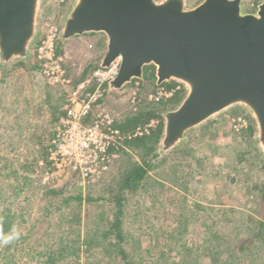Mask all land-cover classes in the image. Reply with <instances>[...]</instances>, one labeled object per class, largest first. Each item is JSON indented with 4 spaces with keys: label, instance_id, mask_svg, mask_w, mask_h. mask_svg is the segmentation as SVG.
<instances>
[{
    "label": "rangeland",
    "instance_id": "obj_1",
    "mask_svg": "<svg viewBox=\"0 0 264 264\" xmlns=\"http://www.w3.org/2000/svg\"><path fill=\"white\" fill-rule=\"evenodd\" d=\"M201 1L186 0V5L192 8ZM262 1L243 0L242 9L254 13ZM72 2L43 0L38 30L46 24L60 26ZM86 36L85 40L60 42L70 83L88 66L100 64L106 52L102 35ZM29 61L25 68L15 69V63L7 69L0 68V80L6 82L4 86L0 84V117L8 110L16 112L0 118V167L5 165V170L16 173L0 177V213L9 210L14 215L17 237L14 247L7 251L5 244H0L1 256L8 255L7 259L15 264H31L32 255L42 261L43 254L58 252L68 244L74 254L59 264H85V256L87 264H120L118 248L107 247L108 242L102 237L119 216L126 236L121 247L133 264H264V229L258 233L255 225L264 220V200L253 190L264 184V159L256 146L255 128L247 112L240 108L224 112L191 132L181 147L158 156L155 167L137 189L124 194L118 214L111 198L118 193L119 180L127 168L124 153L107 175L85 187L71 183L63 194L52 196L49 188L40 183L35 172L41 160L37 158L40 147L36 143L48 138V132L58 127L61 117L54 127L36 131L34 127H16L22 119L15 117L25 106L32 109L40 105L36 97L45 88L55 93L54 100L63 96L66 99L70 89L47 86L38 72L30 71L31 55ZM146 73V80L132 82L120 92L110 93L104 101L116 121L152 106L163 110L161 114L174 108L172 102L152 104L148 100L155 90V76L149 78L154 74L151 68ZM134 91L132 104L129 97ZM161 114L154 119L162 121ZM238 117L247 120V128L236 132L232 121ZM128 150L125 153L137 162V154ZM70 196L82 201L65 203ZM45 210L50 211L47 217ZM59 215L66 217L67 224L56 223L54 217ZM91 237L101 241L107 252L98 255L99 261L91 254L96 251L95 246L88 252L79 248L83 239ZM109 240L116 243L114 236ZM24 246L31 251L28 253ZM240 246L243 251H238ZM5 261L0 257V264Z\"/></svg>",
    "mask_w": 264,
    "mask_h": 264
},
{
    "label": "water",
    "instance_id": "obj_2",
    "mask_svg": "<svg viewBox=\"0 0 264 264\" xmlns=\"http://www.w3.org/2000/svg\"><path fill=\"white\" fill-rule=\"evenodd\" d=\"M43 0H0V68L29 61L39 36ZM243 0H73L59 41L102 35L101 67L120 62L110 92L142 81L154 68L156 87L184 86L179 103L161 114L156 155L186 143L191 132L231 109L248 113L264 159V1L254 13Z\"/></svg>",
    "mask_w": 264,
    "mask_h": 264
},
{
    "label": "built area",
    "instance_id": "obj_3",
    "mask_svg": "<svg viewBox=\"0 0 264 264\" xmlns=\"http://www.w3.org/2000/svg\"><path fill=\"white\" fill-rule=\"evenodd\" d=\"M59 28L57 24H46L39 29L31 57L47 86L65 88L70 85V79L62 56L56 54ZM119 68V60L107 68L99 65L85 80L68 91L64 115L47 144L45 157L37 162L35 172L43 186L60 190L70 183L79 187L94 183L111 171L122 153L129 151L126 141L150 135L162 122L161 119H151L126 134L115 126V117L103 103L112 93L108 83L117 77ZM184 92L182 84L171 82L156 87L148 95V100L158 104L176 96L182 98ZM135 96L134 91L129 97L132 104ZM232 122L236 132L247 128V120L243 117Z\"/></svg>",
    "mask_w": 264,
    "mask_h": 264
},
{
    "label": "trees",
    "instance_id": "obj_4",
    "mask_svg": "<svg viewBox=\"0 0 264 264\" xmlns=\"http://www.w3.org/2000/svg\"><path fill=\"white\" fill-rule=\"evenodd\" d=\"M56 54L61 55V43H60V41H58L56 44ZM31 63H30L31 65H29V66H31L30 71L39 73V69H38L37 65L33 61H31ZM99 65L100 64L97 63V64H94L93 66H88L79 77H77L76 79L71 81V83L69 85V89L70 90L73 89L78 83L85 80L91 74V72L94 69H96ZM26 66H27L26 63L17 62L13 65V68H15V69L25 68ZM63 66L66 70V66L64 65V63H63ZM148 68H151L152 70H154L153 67L144 68V72H143V79L144 80L147 79L146 71ZM66 74H67V72H66ZM151 77L154 79L153 73L150 74L149 78H151ZM132 82H136V81H132ZM0 84L2 86H4V84L6 85L5 80H0ZM163 85H166V84H163ZM152 86L156 88V86L154 84H152ZM42 92L43 93H41V95L39 97H36V99L38 100L40 105L38 104L35 108H32V109L29 106H28L29 109L25 106V108L23 107L24 109L21 110V113H19L18 116L15 117L16 119H18V118L22 119V121L19 120L16 127H24V126L25 127H34L35 131L41 127H54V125L57 124V121L59 120V118L64 115L65 111H64V109H62L63 104L65 105V102H66V99L64 98V96H63V98L60 97V98H57L56 100H54L55 99V93L52 92L49 88H45L44 91H42ZM3 94L5 95V93H3ZM180 100H181V96H176L175 98H173L169 101H165V102H172L173 107H175L176 104L180 102ZM30 109H31V111H30ZM40 110L45 111V113L42 114L40 112ZM8 111H6V113L4 115L5 117L7 115L9 116V114L10 115H12V114L16 115L15 111H13V110H11V111L8 110ZM162 111L163 110L156 108L155 106H152L146 110H141V111H139V112H137V113H135L129 117H125L120 122L116 121L115 126L123 134L130 133L133 129H135L138 126L146 124L151 119L159 118ZM4 116H2V117H4ZM2 117H0V118H2ZM5 117H4V119H5ZM55 130L56 129H53V130L51 129L48 132V136H47L48 138L47 139L40 141V142L38 141V143H36L39 145L38 147H40L39 151H38L37 158L43 159L45 157L47 144L52 139V137L55 133ZM161 133H162V122L159 124V126L154 131H152L150 133V135H148L146 137H142V138H138V139H131V140L126 141L127 148L130 149V151L137 154L138 161L137 162L132 161L131 157L128 154H126L125 152H124V154L122 153L126 157L127 168L124 171V175L122 176L121 180H119L120 184H118V193L115 195V197L111 198V201L113 200L116 204V207H118V210H119L118 214H121L120 207H121L122 201L124 200V194L126 192L135 191L137 189V187L140 185V183L142 182V180L145 179L148 172L153 167H155L154 161L158 158L155 151H156V147L159 143ZM36 140H39V139H36ZM186 152L189 153L191 151H190V149H187ZM14 175H16L15 171L9 172L7 169L5 170V165L0 167V177L1 178H6L8 176H14ZM67 186H69V184L60 190L49 189L48 193L52 196L61 195V194H63V191L65 190V188ZM253 190L258 192L260 194V198L262 200H264V184L260 188H253ZM9 197L10 196H8V198ZM4 198H6L5 195H4ZM6 200H8V199L6 198ZM70 200L81 202L82 198L77 197V196L76 197L70 196V198L64 200V202L68 203V201H70ZM52 207H54L53 204H52ZM7 211L8 212L5 211V213H4L2 211L0 213V244H3V245L5 244L4 251H7L11 247H14L13 242L16 241L15 239H17V237L16 238L14 237L16 235L15 234L16 223H14V215H11L9 210H7ZM43 214L45 215V217H47L50 214V211L45 210L43 212ZM54 219L57 220L56 223L59 221V223L63 224V225L67 224V222H68L66 217H64L63 215H59L58 218L54 217ZM121 224L122 223H121L119 216L116 217L114 223L111 225V227L109 229V232L103 234L102 237H103V240L105 242H108L106 245L107 247L118 248V250H117L118 255H119L118 258H120V260L122 261V263H120V264H133L131 261L128 260L127 253L121 247V245H124L126 243V241H125L126 236H125V233L121 230ZM255 225H256L257 230L259 231L258 233H261L262 230L264 229V220L256 222ZM113 236H114V239L116 240V243H111L112 241L110 242V240H109V237L112 238ZM26 239L27 238L24 237L22 239L23 242H25ZM51 239H53V237ZM100 244H101V241H98V239L91 237L88 240L83 239V241L79 245V248L82 247V249H84L85 252H88V251H90L89 249L92 246H95L96 251H93L91 254H92L93 259H96L95 261H99V260H101V258H99L98 255H104V253L106 252V250H104ZM106 246H104V247H106ZM25 248L26 249L28 248V250H27L28 253L31 251V248H29V246H26ZM72 249L73 248L70 247L68 244H65V245H63V247L61 249L58 250V252L50 250L47 254H43V257H42L43 260L42 261H38L37 259L33 258L35 255H32V257H30V259H31L30 261L34 262L31 264H59V263L63 262L66 257L73 256L72 254H74V250H72ZM21 250H23V249L21 248ZM238 251H243V246H240L238 248ZM0 257H2L3 260H6L4 264H11V263L15 264L16 263L15 261L11 262L9 259H7L8 255L5 256L3 254L1 256V254H0ZM84 258H85V264H87L86 262H87L88 258H86V256ZM11 260H13V259H11Z\"/></svg>",
    "mask_w": 264,
    "mask_h": 264
},
{
    "label": "crops",
    "instance_id": "obj_5",
    "mask_svg": "<svg viewBox=\"0 0 264 264\" xmlns=\"http://www.w3.org/2000/svg\"><path fill=\"white\" fill-rule=\"evenodd\" d=\"M87 38V36L85 35V36H82V37H77V39H79V40H85ZM71 40V39H70ZM94 41L96 42V40L94 39Z\"/></svg>",
    "mask_w": 264,
    "mask_h": 264
}]
</instances>
